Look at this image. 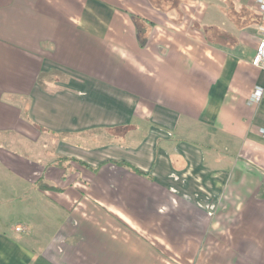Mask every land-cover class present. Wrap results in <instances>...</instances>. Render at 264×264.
<instances>
[{
  "label": "crops",
  "instance_id": "0c3cea01",
  "mask_svg": "<svg viewBox=\"0 0 264 264\" xmlns=\"http://www.w3.org/2000/svg\"><path fill=\"white\" fill-rule=\"evenodd\" d=\"M254 1L0 0V264H264Z\"/></svg>",
  "mask_w": 264,
  "mask_h": 264
},
{
  "label": "built area",
  "instance_id": "2783aa9c",
  "mask_svg": "<svg viewBox=\"0 0 264 264\" xmlns=\"http://www.w3.org/2000/svg\"><path fill=\"white\" fill-rule=\"evenodd\" d=\"M256 8L260 14L261 23L258 26V40L255 47V52L251 58V64L254 67L264 70V0H255ZM264 96V87L256 86L254 91L251 93L248 103H256ZM262 135L264 136V129H261ZM212 206V205H210ZM212 207H210L211 209ZM212 212L207 210L206 215H210ZM16 230H21L20 227H16Z\"/></svg>",
  "mask_w": 264,
  "mask_h": 264
},
{
  "label": "trees",
  "instance_id": "16d2710c",
  "mask_svg": "<svg viewBox=\"0 0 264 264\" xmlns=\"http://www.w3.org/2000/svg\"><path fill=\"white\" fill-rule=\"evenodd\" d=\"M133 168V167H132ZM136 172H138L137 169L133 168ZM33 264H53L51 263L49 260L45 259L44 257L42 256H39L35 262H33Z\"/></svg>",
  "mask_w": 264,
  "mask_h": 264
}]
</instances>
